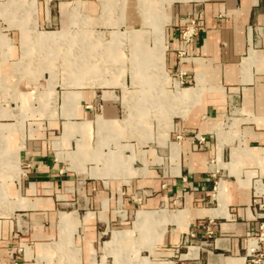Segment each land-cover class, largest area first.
<instances>
[{
	"label": "crops",
	"instance_id": "1",
	"mask_svg": "<svg viewBox=\"0 0 264 264\" xmlns=\"http://www.w3.org/2000/svg\"><path fill=\"white\" fill-rule=\"evenodd\" d=\"M102 1L79 0L83 27L73 22L77 0H31L39 32L67 33L52 43L34 42L29 11L0 18V151L22 171L2 180L0 264H246L259 227L254 194L264 189V0L171 5L169 90L179 83L188 88L181 97L196 100L174 117L166 145L126 138L120 87L77 86L65 69L64 55L75 63L66 50L97 43L83 34L107 33L109 42L122 32L113 17L118 27L103 25ZM111 46L122 57L120 41ZM113 74L105 77L119 82ZM112 151L117 162L106 163Z\"/></svg>",
	"mask_w": 264,
	"mask_h": 264
},
{
	"label": "rangeland",
	"instance_id": "2",
	"mask_svg": "<svg viewBox=\"0 0 264 264\" xmlns=\"http://www.w3.org/2000/svg\"><path fill=\"white\" fill-rule=\"evenodd\" d=\"M197 1L203 0H103L101 2L105 20L103 25L118 27L120 22L109 21V18L113 17L116 20H121L119 29L122 32L119 30L114 32L113 38L109 42H106L110 39L107 33H104L103 36L101 32L96 31L90 35L83 34L86 41L91 40L97 43L94 45L91 43L89 44L91 46L84 48L80 46L82 44L80 42L78 47L66 50L70 57H75V63L68 62L66 59L68 56L64 55L65 69L80 80L76 84L77 86H113L122 89L123 101L129 115L125 112V119L117 121V124L126 129L127 139L147 144L146 142L157 138L160 145H166L173 128L174 117H183L195 104L196 99L189 100L179 95L182 90L188 89L180 87L179 83H175L174 89L169 90L172 80L165 62L167 50L165 29L170 22L169 9L172 4ZM78 5L79 0H77V6L73 11V22L84 27L88 25V18L79 13ZM28 11L33 15L31 25L34 30V42L46 44L52 43L56 39L65 38L66 32L42 33L37 30L35 2H31V0H0V18L5 21H7L6 14L13 20H19ZM20 24L14 25L10 22L8 28L21 27ZM119 41L122 57L111 46ZM0 46L3 49L7 47L4 35L0 39ZM252 64L251 59L246 60V66L250 67ZM18 71H23L22 65L18 66ZM109 73H114L113 76H121L119 82L106 78L105 75ZM126 76L130 77L128 86L126 85ZM183 87L188 86L184 85ZM117 135L118 137L114 140L115 145L120 149V152H124L125 146L119 144L122 135L121 133ZM4 142L5 137L0 133V150L1 147H4ZM3 154L0 151V170L2 171L0 180L6 181L11 178L19 181L22 174L21 168H13L10 162L2 159ZM106 156V163L117 162L113 157H118L119 152L112 151ZM132 163L130 157L124 158L127 169ZM4 181L0 182V204L4 203L7 196L5 185H3ZM64 258L61 257L58 261L66 263L67 260L63 261Z\"/></svg>",
	"mask_w": 264,
	"mask_h": 264
},
{
	"label": "built area",
	"instance_id": "3",
	"mask_svg": "<svg viewBox=\"0 0 264 264\" xmlns=\"http://www.w3.org/2000/svg\"><path fill=\"white\" fill-rule=\"evenodd\" d=\"M196 25V17H192V19L185 25L181 38L186 46L192 44L196 37ZM178 55L179 60L182 61V59L187 56V51L182 50ZM181 76H184V74L182 73ZM180 82L181 85H184L185 83L184 80H181ZM178 138L180 139L181 137L179 136ZM199 141L203 142L204 138ZM253 205L257 211L259 227L257 233L246 240V264H264V193L255 192ZM207 233L212 235L210 229L207 230ZM195 237V234H191L192 239Z\"/></svg>",
	"mask_w": 264,
	"mask_h": 264
},
{
	"label": "bare ground",
	"instance_id": "4",
	"mask_svg": "<svg viewBox=\"0 0 264 264\" xmlns=\"http://www.w3.org/2000/svg\"><path fill=\"white\" fill-rule=\"evenodd\" d=\"M78 63H79V62H78ZM189 91H190V90H189ZM179 95L181 96V95H183V93H180ZM257 192H258V193H264V189H263V190H259V191H257Z\"/></svg>",
	"mask_w": 264,
	"mask_h": 264
}]
</instances>
